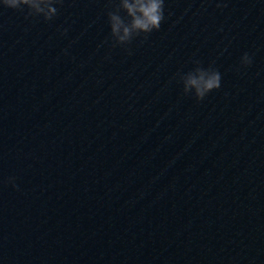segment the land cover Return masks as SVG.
<instances>
[{
    "label": "water",
    "instance_id": "water-1",
    "mask_svg": "<svg viewBox=\"0 0 264 264\" xmlns=\"http://www.w3.org/2000/svg\"><path fill=\"white\" fill-rule=\"evenodd\" d=\"M54 6L0 7V264H264V0H164L115 46L113 0Z\"/></svg>",
    "mask_w": 264,
    "mask_h": 264
},
{
    "label": "clouds",
    "instance_id": "clouds-1",
    "mask_svg": "<svg viewBox=\"0 0 264 264\" xmlns=\"http://www.w3.org/2000/svg\"><path fill=\"white\" fill-rule=\"evenodd\" d=\"M61 2L62 0H0V7L24 11L22 6H27V16L42 15L45 20H51L58 13L54 5ZM113 2L115 9L107 13L113 46L128 44L141 33L148 34L154 29L158 30L165 19L164 0H113ZM121 10L125 16L120 14ZM63 32L66 33L67 29ZM194 63L197 67L181 74L180 80L185 94L192 93L197 100H203L210 91L221 86V74L211 66L200 67L199 61ZM241 63L244 65L252 63L247 52L241 57ZM13 180V177H9V182Z\"/></svg>",
    "mask_w": 264,
    "mask_h": 264
}]
</instances>
